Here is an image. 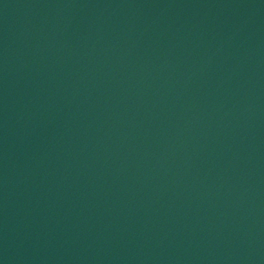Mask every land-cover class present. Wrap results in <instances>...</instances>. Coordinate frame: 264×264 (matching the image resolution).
Segmentation results:
<instances>
[{
    "label": "water",
    "instance_id": "water-1",
    "mask_svg": "<svg viewBox=\"0 0 264 264\" xmlns=\"http://www.w3.org/2000/svg\"><path fill=\"white\" fill-rule=\"evenodd\" d=\"M0 264H264V0H0Z\"/></svg>",
    "mask_w": 264,
    "mask_h": 264
}]
</instances>
